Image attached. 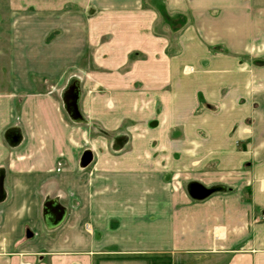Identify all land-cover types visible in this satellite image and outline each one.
<instances>
[{
  "label": "crops",
  "instance_id": "obj_1",
  "mask_svg": "<svg viewBox=\"0 0 264 264\" xmlns=\"http://www.w3.org/2000/svg\"><path fill=\"white\" fill-rule=\"evenodd\" d=\"M2 2L0 264H264V0Z\"/></svg>",
  "mask_w": 264,
  "mask_h": 264
},
{
  "label": "rangeland",
  "instance_id": "obj_2",
  "mask_svg": "<svg viewBox=\"0 0 264 264\" xmlns=\"http://www.w3.org/2000/svg\"><path fill=\"white\" fill-rule=\"evenodd\" d=\"M5 7L0 0V94L14 92L11 88L18 82L17 72L21 71L19 61L13 58L16 52L13 43L14 26L12 20L9 23L8 10H5ZM28 78L39 82V77L33 74L28 75Z\"/></svg>",
  "mask_w": 264,
  "mask_h": 264
},
{
  "label": "water",
  "instance_id": "obj_3",
  "mask_svg": "<svg viewBox=\"0 0 264 264\" xmlns=\"http://www.w3.org/2000/svg\"><path fill=\"white\" fill-rule=\"evenodd\" d=\"M63 217H64L63 214H61L60 216L56 217L55 218V221H56L55 225H58L60 222H62L63 219H64Z\"/></svg>",
  "mask_w": 264,
  "mask_h": 264
}]
</instances>
